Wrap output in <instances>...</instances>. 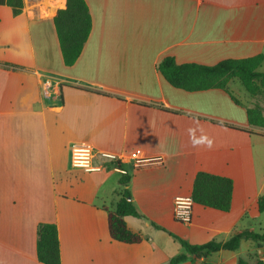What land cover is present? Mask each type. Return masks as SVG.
Listing matches in <instances>:
<instances>
[{
  "label": "crops",
  "instance_id": "1",
  "mask_svg": "<svg viewBox=\"0 0 264 264\" xmlns=\"http://www.w3.org/2000/svg\"><path fill=\"white\" fill-rule=\"evenodd\" d=\"M23 2L18 15L0 4V264H44L43 222L57 225L62 264H167L183 251L168 231L205 243L264 230V128L248 117L249 107L264 108L259 94L236 78L227 88L189 91L158 69L169 55L212 65L264 53V0H86L92 30L73 65L54 22L67 0ZM82 141L101 169L72 166L71 146ZM102 150L124 156L128 173ZM135 150L163 162L137 167ZM200 170L233 179L232 207L194 203L191 222H179L176 197L192 196ZM124 187L141 214L125 217L140 242L110 235L107 209ZM244 240L264 261V244ZM243 254L221 249L179 264H238Z\"/></svg>",
  "mask_w": 264,
  "mask_h": 264
},
{
  "label": "trees",
  "instance_id": "2",
  "mask_svg": "<svg viewBox=\"0 0 264 264\" xmlns=\"http://www.w3.org/2000/svg\"><path fill=\"white\" fill-rule=\"evenodd\" d=\"M0 4L12 7L14 15L22 12L23 0H0ZM63 59L66 65H73L81 55L84 45L92 30V16L86 0H67L65 8L59 9L54 17ZM264 61V53L241 58H226L216 64L207 65L196 62H177L174 56H165L158 64L159 71L173 86L189 91L209 88H227L232 78H238L244 87L257 95L264 91V72L259 70ZM251 124L264 128V108L256 104L248 108ZM121 184L126 186L130 177L121 178ZM234 181L228 176L200 170L197 172L192 191L194 203L229 211L232 207ZM259 209L264 211V194L258 200ZM108 225L112 238L135 243L144 239L139 232L131 230L125 217L128 215L140 217L137 206L131 198V191L124 187L121 196L112 208H108ZM158 228L167 229L156 225ZM178 240L183 251L173 256L167 264H179L189 256L206 257L212 252L229 249H239L243 239H252L260 248L264 244V230H243L234 233L225 241L210 240L205 243H192L187 239L168 231ZM37 257L44 264H62L60 238L57 225L43 222L37 231ZM248 258L240 256L238 264H264L257 259L252 263ZM256 257V255L254 256Z\"/></svg>",
  "mask_w": 264,
  "mask_h": 264
},
{
  "label": "built area",
  "instance_id": "3",
  "mask_svg": "<svg viewBox=\"0 0 264 264\" xmlns=\"http://www.w3.org/2000/svg\"><path fill=\"white\" fill-rule=\"evenodd\" d=\"M53 78L46 77L45 84L50 86L52 84ZM48 93V91H45ZM95 156V148L89 142H75L71 146V164L77 168H84L86 170H98L101 166H95L93 164V158ZM100 156L109 160L115 170L122 174H127L128 171L122 167V161L124 156L117 154L115 152H110L106 150L100 151ZM130 158L133 160L135 166H143L152 163H162L163 157L148 156L144 150H135L130 153ZM194 201L192 196H177L174 206V217L177 221L189 224L192 220Z\"/></svg>",
  "mask_w": 264,
  "mask_h": 264
},
{
  "label": "rangeland",
  "instance_id": "4",
  "mask_svg": "<svg viewBox=\"0 0 264 264\" xmlns=\"http://www.w3.org/2000/svg\"><path fill=\"white\" fill-rule=\"evenodd\" d=\"M234 80H235V82H239L240 84H242L239 79L236 78ZM258 97L260 98V103L264 104V91L261 92ZM145 220H146V222H148L149 219L145 218ZM248 242H252V241H248ZM251 245L252 244H248L247 241H245V240L243 241V243H242V245L240 247L241 250H243V252H244V254L242 255L243 257L250 259L249 258L250 255L248 254V252L249 251H253V248L251 247ZM257 259H260V258L258 256L257 257L253 256L251 258L252 263H255L257 261Z\"/></svg>",
  "mask_w": 264,
  "mask_h": 264
},
{
  "label": "bare ground",
  "instance_id": "5",
  "mask_svg": "<svg viewBox=\"0 0 264 264\" xmlns=\"http://www.w3.org/2000/svg\"><path fill=\"white\" fill-rule=\"evenodd\" d=\"M58 5H59V6H60V5H63V3H59Z\"/></svg>",
  "mask_w": 264,
  "mask_h": 264
}]
</instances>
